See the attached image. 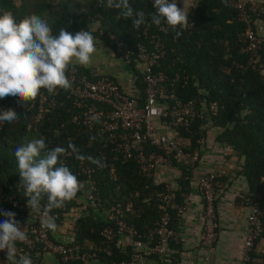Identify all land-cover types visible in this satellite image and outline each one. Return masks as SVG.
Returning a JSON list of instances; mask_svg holds the SVG:
<instances>
[{
  "label": "trees",
  "instance_id": "1",
  "mask_svg": "<svg viewBox=\"0 0 264 264\" xmlns=\"http://www.w3.org/2000/svg\"><path fill=\"white\" fill-rule=\"evenodd\" d=\"M17 2L0 0V12H12L17 22L35 14L48 23L54 36L58 35L60 28L75 34L80 30H87L88 25L95 23L97 27L87 31L104 44L107 42V33L115 35L128 46L137 41L146 44L141 36L144 29L148 36L155 35L165 51L155 68L163 71L167 77L176 73L184 79L183 84L174 86L176 97L179 100L199 97L203 103L217 104L214 116L194 119L188 131L173 130L175 138L180 141L179 146L183 150L197 149L199 141L205 135L203 125L209 121L212 127L219 129L215 141L230 147L241 159L239 173L246 179L248 193L256 192L264 203V78L262 73L246 65V57L239 51L237 34L244 25L236 19L235 10L226 0H197L189 17V26L178 39L174 38L175 32L165 23L160 25L163 27L162 32L151 23L149 14L154 9L145 0H129L131 7L144 10L146 15L145 24L138 29L133 27L130 19L122 17V10L107 7V0ZM51 2H55L53 7L50 6ZM261 6L264 8V3ZM43 12L46 14L42 15ZM254 18L255 21L258 19L264 23V15ZM255 33L264 36L259 32ZM263 50L264 46L259 52L262 60ZM241 66L244 68L241 69ZM75 69L86 72V68L78 65ZM136 86L138 90L142 88L140 75ZM41 92L47 91L42 89ZM65 93L66 90L58 89L53 96V105L41 111L36 108V99L26 103L14 97L0 100V111L12 109L20 115L17 122L3 123L0 127V212H14L19 221L29 209L15 158L16 148L26 141L39 138H44L49 148H66L71 140L81 154L98 158L103 163V167H98L87 160L83 162L91 170L90 179L95 187L92 203L97 206V210L108 211L124 221L134 232L133 239L145 236L158 217L161 203L159 194L163 186L144 178L133 160L124 161L114 154L95 135L97 124L85 127L72 122V117L77 113ZM61 159L76 175L79 160L75 159V154L69 150V154ZM180 168L181 177L186 179L189 171ZM76 176L83 182V177ZM83 190L84 184L74 200L67 202L62 209H53L50 215L56 220L62 218L69 208L76 205ZM174 193L176 202L179 203L181 189ZM8 197H12L25 210L19 211L12 207L7 202ZM46 203L45 197L41 205ZM4 219L0 214V222ZM105 225L106 222L96 221L91 216L76 219L71 246L79 250L85 249L84 241L101 245L102 238L98 233ZM98 257L102 258V264H117L127 259L125 252H120L116 247H112L109 257ZM5 261L6 252L0 251V264H5Z\"/></svg>",
  "mask_w": 264,
  "mask_h": 264
},
{
  "label": "built area",
  "instance_id": "2",
  "mask_svg": "<svg viewBox=\"0 0 264 264\" xmlns=\"http://www.w3.org/2000/svg\"><path fill=\"white\" fill-rule=\"evenodd\" d=\"M145 1L152 4V0ZM226 1L235 10L236 19L244 25L237 34V40L240 53L246 57V65L259 73L264 72V60L259 53L264 46V36L257 35L254 31V17L264 15V8L254 0ZM192 12H188V21ZM157 30L162 32L163 27L159 26ZM141 36L146 44L137 41L128 46L115 35L107 33L105 44L126 63L141 66L139 75L142 88L137 93L124 91L114 79L92 70L79 72L77 69H69L67 75L71 80V88L66 90L65 96L76 109L77 114L72 117V122L85 127L97 124L95 135L121 160H133L139 173L146 179H151L158 166L175 164L191 171L198 160V150H183L179 146L180 141L175 138V133L168 135L158 129L166 127L174 131H188L194 119L214 116L217 104L203 103L199 97L179 100L174 86L183 84L184 79L176 73L167 77L163 71L156 69L158 60L165 54L163 46L155 35L148 36L145 29ZM53 96L54 94L48 92H40L36 97L37 110L52 106ZM93 116L99 117V123L91 119ZM76 175L84 178L83 195L87 202H92L95 187L90 179V168L78 161ZM218 187L220 183L214 174H203L196 180L197 193L202 203L198 240L199 245L206 251L212 249L217 238L214 190ZM159 197L161 203L158 217L152 229L143 237L136 236L133 239L132 229L107 211V225L98 233L102 244L95 246L87 243L84 245L85 249L79 250L50 239L48 230L42 227L41 214L35 213L26 228L28 239L18 242L17 247L22 254L31 257L33 264H39L37 255L43 253L55 255L58 264H82L98 255L109 257L112 247L129 246L131 251L127 254V259L117 264H138V253L142 251L155 256L164 252L168 242L174 239V232L170 227L171 219L184 210L183 205L176 202L174 190L167 185L163 186ZM7 202L19 211L25 210L12 197H8ZM243 204L246 209V227L238 264H264V247L258 252L254 251V243L264 240V203L256 192H249L243 198ZM121 235L128 240L120 241L118 237Z\"/></svg>",
  "mask_w": 264,
  "mask_h": 264
},
{
  "label": "clouds",
  "instance_id": "3",
  "mask_svg": "<svg viewBox=\"0 0 264 264\" xmlns=\"http://www.w3.org/2000/svg\"><path fill=\"white\" fill-rule=\"evenodd\" d=\"M154 11L150 13L151 23L159 27L165 23L179 38L189 26V9L178 7L177 0H152ZM107 7L122 10L123 18L130 19L135 28L146 22L144 10L130 6L129 0H107ZM95 48V37L87 30L75 34L60 28L53 35L48 23L32 14L19 22L10 11L0 12V100L14 97L26 103L35 100L41 90L55 94L58 89L69 90L71 80L67 73L75 66H89ZM20 115L14 110L0 111V124H13ZM92 120L99 123V117ZM95 139V137H92ZM69 150L75 159L103 167L100 159L85 156L80 149L68 141L67 147L49 148L44 138L26 141L15 150L21 185L27 198V207L42 216V227L55 232L56 218L50 213L74 200L83 188L61 157ZM47 198V203L41 201ZM5 219L0 222V251L6 252L7 264H33L31 257L21 254L18 242L28 239L26 227L22 228L16 213L0 212Z\"/></svg>",
  "mask_w": 264,
  "mask_h": 264
},
{
  "label": "crops",
  "instance_id": "4",
  "mask_svg": "<svg viewBox=\"0 0 264 264\" xmlns=\"http://www.w3.org/2000/svg\"><path fill=\"white\" fill-rule=\"evenodd\" d=\"M196 1L177 0V3L181 9L185 3V8L193 11ZM254 1L258 4L264 3V0ZM256 21L257 31L264 34V23L258 19ZM96 27L97 23L91 24L88 25L87 30ZM95 43L96 52L91 64L81 67L114 79L126 92L137 93L136 80L141 66L126 63L111 47L99 40L95 39ZM262 76L264 78V72ZM203 129L205 135L197 146L198 160L186 179L181 177V168L175 164L156 167L150 179L153 184L167 185L174 192L181 189L179 203L183 205L184 210L179 216L171 219L170 227L174 232V239L168 242L164 252L155 256L142 251L138 253V264H238L246 227V209L243 206V198L248 194L246 179L239 173L242 162L230 147L215 141L219 129L212 127L209 121L204 123ZM158 130L168 135L175 133L166 127H159ZM207 173L214 174L220 183V187L214 190L215 215L218 225L217 238L210 251H206L199 245L202 203L196 189L197 178ZM107 214L105 210L98 211L96 205L87 202L84 195H81L76 205L69 208L62 218L56 220L57 230L55 232L48 230L50 239L71 246L76 219L91 216L96 221L105 222ZM33 217L34 212L27 209L19 220L21 227L27 228ZM118 238L122 242L128 240L122 235ZM87 243L84 241V244ZM263 247L264 240L262 239L254 243L255 252ZM116 248L122 253L125 252L126 255L131 251L129 246H116ZM19 252L22 254L20 249ZM37 258L39 264H58L57 257L50 253L38 254ZM5 264H7V259ZM82 264H102V258L96 257Z\"/></svg>",
  "mask_w": 264,
  "mask_h": 264
},
{
  "label": "rangeland",
  "instance_id": "5",
  "mask_svg": "<svg viewBox=\"0 0 264 264\" xmlns=\"http://www.w3.org/2000/svg\"><path fill=\"white\" fill-rule=\"evenodd\" d=\"M13 1H14L15 3H18V2H17L18 0H13ZM55 2H57V1H55ZM55 2H51L50 6L53 7V6L55 5ZM43 14H46V13L43 12L42 15H43ZM42 17H43V16H42ZM256 22H257V21H256ZM256 27H257V25L254 24V30H255L256 32H258ZM103 44H104V43H103ZM95 45H96V43H95Z\"/></svg>",
  "mask_w": 264,
  "mask_h": 264
}]
</instances>
